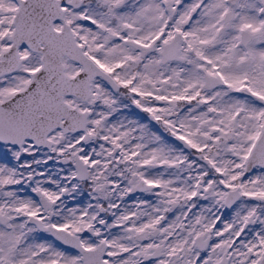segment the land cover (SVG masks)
Masks as SVG:
<instances>
[{
  "label": "snow or ice",
  "instance_id": "6c2138e0",
  "mask_svg": "<svg viewBox=\"0 0 264 264\" xmlns=\"http://www.w3.org/2000/svg\"><path fill=\"white\" fill-rule=\"evenodd\" d=\"M0 264H264V0H0Z\"/></svg>",
  "mask_w": 264,
  "mask_h": 264
}]
</instances>
